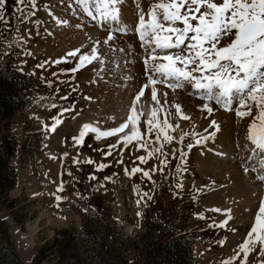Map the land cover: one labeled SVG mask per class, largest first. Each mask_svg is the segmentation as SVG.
I'll return each instance as SVG.
<instances>
[{
    "label": "rangeland",
    "instance_id": "1",
    "mask_svg": "<svg viewBox=\"0 0 264 264\" xmlns=\"http://www.w3.org/2000/svg\"><path fill=\"white\" fill-rule=\"evenodd\" d=\"M70 2L71 0H64L63 3L61 0H38L36 15L31 19L43 22L38 29L39 35L30 22L21 23L19 31L16 32L15 18L21 15L24 6H18L16 0H7L5 5L10 30L0 33V68L11 65L33 76L36 82V90L30 94L31 101L28 105L20 109L11 120L4 121L0 118V139L8 134L19 140L18 151L11 159V166L17 175V185L8 195L0 193V227L6 232L7 242L15 248L22 262L29 264L35 260L39 249L61 232L73 234L87 221L104 229V220L109 217L118 237L114 238L112 235L108 239L110 250L107 264H115L118 260L126 264H144V239L167 236L176 229L191 232L196 237L192 251L195 264H223V261L236 255L238 246L253 226L259 202L264 198V185L255 180L257 185H254L256 173H245L247 157L240 150V146L246 141L247 125L251 122V117L241 121L234 113L223 109L214 113L215 119L227 116L225 113L231 114L229 121L228 117L225 120L231 126L230 135L236 137L234 146L231 144L234 148L232 155L225 153L222 156L219 146L211 141L204 147L195 146L189 151L186 144L194 142L198 137L186 138L184 144H177L175 141L170 145L165 144L164 151L168 153L169 160L165 175H168V179L158 170L152 172L162 166L161 160L164 157L157 154L147 163H141L138 157L146 156L147 150L139 149L136 141L127 148L120 143V137L127 133L105 137L99 141L95 140L94 133H89L82 147L74 146L72 137L79 135L85 123L110 130L126 122L135 96L146 80L140 57L137 55L134 63L125 64L132 57L110 52L109 46L102 43L108 32L78 8L73 14L68 7ZM72 7L76 6L73 4ZM53 17L68 20L70 26L58 25ZM76 24H82L83 27L77 29ZM95 41L101 42L98 47L104 54L106 63L103 66L93 63L77 72L71 80L72 85L78 86L76 92H72L67 84L59 83L60 80H69L70 73L58 77L52 75L72 68L75 61L59 65L49 63L43 69L36 67L41 62L64 57L67 52L77 48L85 53L90 52ZM115 46L126 50L134 47L135 53L141 51L138 36L132 33L120 35ZM101 67L103 71H99ZM128 75L133 78L124 79ZM46 81L53 82L52 88L47 86ZM57 87L60 89L59 93L55 91ZM54 94L57 102L65 106L75 102L76 109L65 114L64 122L56 133L45 135L42 124L33 117L39 116L51 123L50 117L56 115L58 109L47 110L41 105L48 104L50 101L47 97ZM66 94L68 101H59V97ZM85 96L91 97V100L84 99ZM40 97L44 99L41 100ZM141 100V103L152 102L147 90ZM174 100L195 121L194 128L189 122L182 123L187 131L202 135L214 131L209 128L205 132L209 120L201 118L202 102L190 96L188 90L170 92L169 102ZM142 109L139 106L138 111L142 115L138 127L145 133L148 119ZM253 114L255 115V109ZM159 116L162 118V113ZM145 139L149 137L145 136ZM150 139L155 141V132ZM112 144H119V147L113 150L111 156H106L105 153ZM176 148L187 152L183 160L179 158V152L173 157L172 151ZM65 152L68 156L61 160L60 157ZM121 153L123 163L118 162ZM51 156H56L57 159H51ZM74 157L80 161L90 158L94 163L77 165L73 162ZM100 163L111 166L97 171ZM177 165L186 168L180 177L173 175ZM134 167L150 171L156 186L142 173L125 175V168L130 173ZM69 171L72 176L67 175ZM62 172V179L66 183L65 190L59 194L67 197V200L62 201L57 208L55 198L49 194L59 185ZM90 175H95L97 179L89 180ZM245 175L251 178L246 180ZM107 176H113V180H105ZM178 180L183 183L181 189L175 187ZM136 185L152 196L147 201V206L142 203L137 208L135 201L138 197L134 192ZM216 207L232 209L233 220L230 221L228 229L208 226L212 221L219 223L225 219L220 213L208 211ZM138 211L143 213L142 223L137 216ZM90 213L95 219L89 220ZM199 213H204L207 219H199ZM221 240H225L223 246L218 243ZM51 260L58 261L55 258ZM261 260L264 257L259 255L257 247L249 255L247 264H260ZM235 264H240V260L235 261Z\"/></svg>",
    "mask_w": 264,
    "mask_h": 264
},
{
    "label": "snow or ice",
    "instance_id": "2",
    "mask_svg": "<svg viewBox=\"0 0 264 264\" xmlns=\"http://www.w3.org/2000/svg\"><path fill=\"white\" fill-rule=\"evenodd\" d=\"M6 2L7 0H0V33L10 30L9 19L5 14ZM37 2L38 0H16L18 6H24L21 15L15 18L16 32L19 31L21 23L30 22L39 35L38 29L43 22L39 19H31L36 15ZM61 2L63 3L64 0ZM73 4L76 7H72ZM68 7L73 14L78 8L96 25L107 31L108 35L102 43L109 46L110 52L123 53L126 57H132L126 60L125 64L134 63L138 55L143 62L146 80L135 96L130 108L131 114L126 122L106 131L85 123L79 135L72 137L74 146L82 147L89 133H94L95 140L99 141L105 137L125 133L131 124V134L121 136L120 143L127 148L136 141L139 149L147 150L146 156L138 157L141 163H147L157 154L164 157L161 160L162 166L159 169H153L152 172L158 170L165 179H168V175H165V169L169 164L168 153L164 151L165 144L170 145L174 141L177 144H184L186 138L198 137L194 139V142L187 143L186 148L190 151L195 146H206L209 141L216 139V133L220 131L214 113L223 109L234 113L241 121L251 117L245 135L246 143L240 146L244 152L248 153L244 171L256 173L255 179L264 185V0H71ZM49 15L52 13L49 12ZM53 18L60 26H70L68 20ZM75 27L80 29L83 25L76 24ZM128 33L138 36L141 49L139 53H135L134 47L126 50L115 46L119 36ZM100 43L95 41V46L90 52L85 53L77 48L67 52L64 57L55 61L41 62L36 67L43 69L49 63L59 65L75 61L72 68L63 69L52 75L58 77L70 73L69 80H60L59 83L67 84L72 92H76L78 86L72 85L71 80L77 72L93 63L101 66L106 63L104 54L99 51ZM117 67H119L118 64ZM103 70L101 67L99 71ZM132 78L131 75L124 77L128 80ZM46 83L49 88H52V81H46ZM146 90L155 107L151 109V118L146 121V132L142 133L138 127L142 112L138 111L137 103L145 96ZM185 90H188L190 96L202 102L201 118L209 120L205 132L209 128L214 129L208 135L195 131L189 132L182 127L183 122H189L194 128L193 117L184 112L180 103L175 100L169 102L170 92L177 93ZM55 91L59 93L60 89L57 87ZM47 99L50 102L41 105L42 107L47 110L58 109L56 115L50 117L51 123L42 120L39 116L33 117L42 124L45 135L56 133L58 127L64 122L65 114L72 113L76 109L75 102L67 106L57 102L55 94ZM84 99L91 100V97L85 96ZM59 101H68V94L60 96ZM253 109H255V115ZM160 113L162 118L158 115ZM153 132H155V141L150 139ZM145 136L149 139H145ZM118 147L119 144L110 145L105 155L111 156L113 150ZM177 152L181 160L187 155L183 149L176 148L172 151L173 157ZM67 156L68 153L65 152L60 159L63 160ZM50 158L57 159L56 156ZM73 162L77 165L94 163L90 158L80 161L76 157L73 158ZM118 162L123 163L122 153ZM110 166L100 163L96 170L103 171ZM184 171L186 168L177 165L173 175L180 177ZM136 173H142L153 186H156L150 171L134 167L129 173L125 168L127 176H133ZM63 174L62 172L61 181L56 190L49 194L55 198L57 208L62 201L67 200V197L59 194L65 190L66 182L62 179ZM67 175L72 176V173L69 171ZM113 176H107L105 180L111 181ZM96 179L95 175L89 176V180ZM52 182L55 183V181ZM175 187L181 189L182 181L178 180ZM134 192L138 197L135 201L137 208L142 203L147 206V201L152 199L148 192L140 190L139 185L134 186ZM85 211L88 210L85 209ZM208 211L225 216V219L219 223L212 221L209 227L228 229L230 221L233 220L231 208L216 207ZM197 215L199 219H207L204 213ZM137 216L141 218L142 223L143 213L138 211ZM230 230L236 231V229ZM225 240L218 243L223 246ZM257 247L259 255L264 257V198H261L259 202L253 226L245 240L238 246L236 255L223 261V264H235L237 260H240V264H247L249 255L255 252ZM260 264H264V260H261Z\"/></svg>",
    "mask_w": 264,
    "mask_h": 264
},
{
    "label": "trees",
    "instance_id": "3",
    "mask_svg": "<svg viewBox=\"0 0 264 264\" xmlns=\"http://www.w3.org/2000/svg\"><path fill=\"white\" fill-rule=\"evenodd\" d=\"M35 83L33 76L22 73L11 65L0 68L2 120H11L21 108L28 105L31 101L30 94L36 90ZM18 146L19 140L16 137L4 134L0 139V193L7 194L17 185V175L11 166V159L16 155ZM91 214L88 216L89 220L95 219ZM104 221V229L87 221L73 234L61 232L39 249L31 264H107L110 250L108 239L112 235L117 238L118 232H115L109 217ZM144 240V264H195L192 251L196 237L191 232L176 229L167 236ZM52 258L58 261L53 262ZM0 264H24L14 247L7 242L6 232L1 227ZM115 264L126 263L118 260Z\"/></svg>",
    "mask_w": 264,
    "mask_h": 264
},
{
    "label": "bare ground",
    "instance_id": "4",
    "mask_svg": "<svg viewBox=\"0 0 264 264\" xmlns=\"http://www.w3.org/2000/svg\"><path fill=\"white\" fill-rule=\"evenodd\" d=\"M141 101H139L137 103V108H139V106H141L144 109L145 113H146L147 119H150L151 118V109H152V107H155V104L153 102H142L141 103ZM225 114L227 116H224L223 115L222 117L216 119V121L218 122V124L220 126V131L216 133V136H217L216 139L214 141H211V142H213V143H215L216 145L219 146L218 149L220 150V154L223 153L222 156H225L226 155L225 153H230L231 154L232 151H234V148L232 147V145L234 146V143L233 142L236 139V137H233V135H230L229 132L232 131V130H230L231 129V126H230L229 122H226V120H225L228 117L227 119L229 121V117H231V114L230 113L229 114L225 113ZM93 126L99 127L102 131H106L101 126H99V125H93ZM131 127H132V125L130 124L129 125V128L125 130V133L131 134V130H132ZM182 127H183V124H182ZM121 134L123 135V133H121ZM121 134H118V135L120 136ZM233 134H234V132H233ZM245 143H246V141H245ZM241 149L242 148L240 147V150ZM244 154H245V158H246L248 156V153L247 152H244ZM245 178H246V180H249L251 177L249 178V177H247L245 175ZM254 180L257 181L256 179H253V181ZM254 185H257L256 182L254 183ZM251 200H253V199H251ZM251 205H252V203H251Z\"/></svg>",
    "mask_w": 264,
    "mask_h": 264
}]
</instances>
